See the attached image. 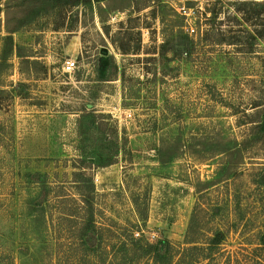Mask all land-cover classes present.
<instances>
[{"label": "rangeland", "instance_id": "1", "mask_svg": "<svg viewBox=\"0 0 264 264\" xmlns=\"http://www.w3.org/2000/svg\"><path fill=\"white\" fill-rule=\"evenodd\" d=\"M263 176L264 0H0V264H79L81 194L104 245L196 210L197 264H264Z\"/></svg>", "mask_w": 264, "mask_h": 264}, {"label": "trees", "instance_id": "2", "mask_svg": "<svg viewBox=\"0 0 264 264\" xmlns=\"http://www.w3.org/2000/svg\"><path fill=\"white\" fill-rule=\"evenodd\" d=\"M7 23V27L10 25ZM18 31L16 28H7L6 32L12 34ZM214 152L218 151L220 154L226 155L224 165L216 173L213 181H207L202 184L205 189H209L221 182L226 181L230 177L228 171L232 165L235 164L236 159L243 157V149L241 146L233 145H217L214 147ZM160 162L166 164L177 157L175 145H167L159 152ZM264 181V176H263ZM86 184V181H84ZM87 186V185H86ZM93 187L91 192L93 193ZM82 204L80 206L81 216H79V264H197L202 257L207 259L208 254H204L205 250L212 246L218 247L223 240V235L220 233L207 243L206 247L197 246V238H192V224L196 217V210L191 217L190 225L187 230L186 240L184 246L176 248L168 241L162 240L157 244H151L145 239L134 238L132 230H124L123 228L115 226L117 229L113 231H121L119 237L114 235V244L104 245V235H101L106 230L97 226L94 221L93 204L90 199L81 194ZM84 202V203H83ZM92 204V205H91ZM135 209H137L135 207ZM138 212V209H137ZM139 214V213H138ZM144 222V218H139ZM112 228L108 231L111 232ZM114 232V233H115ZM118 235V233H115ZM264 246V239L261 241ZM104 249V252L103 250ZM101 250L103 253H101ZM201 255H200V254Z\"/></svg>", "mask_w": 264, "mask_h": 264}, {"label": "built area", "instance_id": "3", "mask_svg": "<svg viewBox=\"0 0 264 264\" xmlns=\"http://www.w3.org/2000/svg\"><path fill=\"white\" fill-rule=\"evenodd\" d=\"M75 64H76L75 61H70V62H69L68 64H66V65H67V68H68L69 70H73V69L76 68ZM128 116H130V115H128Z\"/></svg>", "mask_w": 264, "mask_h": 264}]
</instances>
